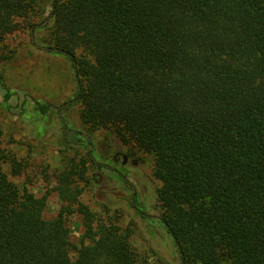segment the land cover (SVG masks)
<instances>
[{"label":"trees","instance_id":"16d2710c","mask_svg":"<svg viewBox=\"0 0 264 264\" xmlns=\"http://www.w3.org/2000/svg\"><path fill=\"white\" fill-rule=\"evenodd\" d=\"M41 14L37 0H0V62L22 25L50 29L45 48L72 63L82 123L153 157L180 264H264V0H53ZM7 158L0 148V264H151L80 201L84 162L57 174L47 219V196L9 180Z\"/></svg>","mask_w":264,"mask_h":264},{"label":"rangeland","instance_id":"374dc122","mask_svg":"<svg viewBox=\"0 0 264 264\" xmlns=\"http://www.w3.org/2000/svg\"><path fill=\"white\" fill-rule=\"evenodd\" d=\"M37 1L42 14L34 21L40 22L53 0ZM49 32L41 27L30 33L22 25L5 39L12 57L0 62V148L8 157L3 170L20 189L47 196L43 217L50 219L61 205L55 191L57 174L84 162L80 201L98 217L128 230L136 252L151 264H180L175 243L158 219L153 157L133 143L123 144L111 129L92 130L82 123L75 71L65 55L45 48ZM75 53L80 55L81 49ZM80 220L75 213L67 216L74 246L80 242Z\"/></svg>","mask_w":264,"mask_h":264},{"label":"water","instance_id":"95a60500","mask_svg":"<svg viewBox=\"0 0 264 264\" xmlns=\"http://www.w3.org/2000/svg\"><path fill=\"white\" fill-rule=\"evenodd\" d=\"M45 23V22H44ZM44 23H42V24H40L39 26H42ZM32 30V29H31ZM54 52H59V50L58 49H55V48H53L52 49ZM78 90H79V85H78Z\"/></svg>","mask_w":264,"mask_h":264},{"label":"flooded vegetation","instance_id":"af4514ba","mask_svg":"<svg viewBox=\"0 0 264 264\" xmlns=\"http://www.w3.org/2000/svg\"><path fill=\"white\" fill-rule=\"evenodd\" d=\"M141 213V212H140ZM142 214V213H141ZM144 216H146L145 214H143Z\"/></svg>","mask_w":264,"mask_h":264}]
</instances>
